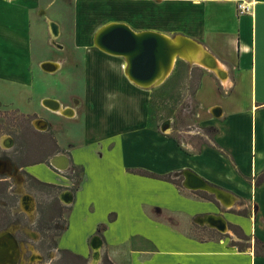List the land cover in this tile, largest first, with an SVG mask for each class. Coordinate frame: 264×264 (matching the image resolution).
Listing matches in <instances>:
<instances>
[{"label": "crops", "instance_id": "obj_1", "mask_svg": "<svg viewBox=\"0 0 264 264\" xmlns=\"http://www.w3.org/2000/svg\"><path fill=\"white\" fill-rule=\"evenodd\" d=\"M64 1L81 20L76 23L74 42L79 46L85 39L86 54L94 53L101 62L92 64L85 54L87 90L82 99L75 94L70 96L71 103L52 98L73 110L72 116L60 110L54 113L83 118L82 130L77 132L79 142L67 149L54 147L47 156L24 166L40 180V186L60 188L58 193L63 194L61 198L55 195L66 212L54 217V221L62 220L54 250L82 264L90 262L92 250L101 255L90 264H264V178L260 180L264 172V0H120L131 3L132 14L120 11L115 18L98 15L116 0ZM95 1L105 4L99 6ZM240 2L248 11L238 10ZM50 3L0 0L2 105L20 100L22 88L33 78L30 49L26 48L30 45L25 27L29 13L43 16L51 42L63 47L54 42L56 30L61 35L62 30L58 21L47 17L45 8ZM9 12L17 20L13 25L22 17V31L8 26ZM85 22V31H78ZM108 22H124L133 30H154L169 37L186 36L216 59L224 79L199 63L187 74L179 68L176 73L189 84L185 100L196 106L199 125L214 129L212 136L204 141L191 139L184 130L178 141L153 127L150 87L138 86L127 77L123 57L108 54L93 43L96 31ZM80 59L82 65L81 55ZM42 61L57 66L49 73L61 67L60 59L38 62ZM172 73L174 68L166 80ZM216 108L218 115L212 112ZM30 125L35 131L47 129L37 128L33 121ZM0 142L7 146L8 136ZM58 153L69 157L65 171L47 162ZM185 170L220 188L226 193L224 200L185 188ZM138 171L171 174L181 185ZM229 199L245 208L232 211ZM208 216L222 219L225 229L197 220ZM241 233L248 239L241 238Z\"/></svg>", "mask_w": 264, "mask_h": 264}, {"label": "rangeland", "instance_id": "obj_2", "mask_svg": "<svg viewBox=\"0 0 264 264\" xmlns=\"http://www.w3.org/2000/svg\"><path fill=\"white\" fill-rule=\"evenodd\" d=\"M94 3L99 6H104L105 4L98 1ZM130 5V2L120 0L108 2V5L105 6L107 10L101 12L98 17L106 15L108 18H115L120 14V11L128 15L132 14ZM45 11L47 17L55 19L60 24L62 35L60 30L57 29V36L54 42L59 43L64 48H57L55 44L52 43L53 41L51 42L46 19L38 15V12L33 11L29 13L25 22V27L27 28L26 35L29 37L30 45H27L26 48L30 49V64L33 78L30 85L22 88L19 97L20 100H14L16 103L14 102L8 106L0 103V139L7 135L11 137L13 144L14 139L17 141L20 140L19 145L22 151L28 153V155L31 156L29 157L31 160L42 158L44 152H49L54 149V147L67 149L69 144L71 145L79 142V140L77 141V136L79 134L77 132H80L83 127V118H80L79 115L71 118L51 112L43 106L42 99L46 97H56L64 103H71L72 100L70 96L72 94L82 99L87 90V81L84 74L87 59L85 58L86 50L83 49L85 39L79 41V46H77L73 40V36L76 32V23H80L81 20L77 19L75 9L69 7V4H66L64 0H51L50 5L45 8ZM21 20L22 17L19 16L18 26L13 25L17 20L16 18L14 19L13 12H9L8 26L10 28L22 31L24 25H22ZM86 26L87 22L80 26L78 31H85L83 28H86ZM95 30L96 28L91 33V36ZM16 51L25 53L24 48H18ZM70 53L72 57L69 59L70 56L68 57V55ZM8 55L10 58L15 56L11 49H9ZM80 55L84 60L82 65L79 64L81 61ZM86 55L90 57L89 62H92V64L101 62V59L94 53H92V55ZM44 58L60 59V69L52 73L43 70L38 61ZM180 60L182 59L177 58L174 61L170 70L171 73L174 68V73H172L168 80H166V78L170 73L161 83L150 87L152 93V106L150 111L151 124L158 130L170 134L178 141H180V134L184 130L189 132L188 134L192 137L191 139L196 137V139H202V141H204L206 136L210 137L213 135L214 129L211 126L199 125L196 106L190 99L185 100L186 97L189 96L187 90L189 84L186 86V84L183 83L184 79L177 75V68L181 70L184 69L185 74H187L190 67L192 68L190 71H192L196 68V65L191 62L189 63V61L187 62V60H182L181 64H179L178 62ZM9 61L12 63L11 59H9ZM194 72L196 75L200 74L198 70H194ZM194 80L197 81V78ZM190 86L192 87L193 85L190 83ZM23 96H28V98H22ZM75 101L77 100H73V102ZM16 107L18 108L16 109ZM63 112L64 111H62V114H64ZM79 112L81 113L82 109H80ZM33 116H35L34 119L42 118L48 122L49 126L46 131H35L33 129L30 125ZM165 121L169 122V127L166 128V130H162L161 127ZM18 130L23 131H21L20 134H15L14 131ZM10 151L11 149L8 152ZM24 180L25 177L15 182V188L22 186ZM178 182L181 185L180 179H178ZM33 187L31 191H26L27 194L24 196L28 198V206L30 205L33 212L30 217L26 215L23 218L26 222L25 227L20 230V240H18V245L20 247H17V255L14 259V264H82L80 259L66 256L65 253L55 251L54 249H52L50 255L47 256L45 255L46 245H38L39 241L42 240V234L48 235L55 231H61L62 220L59 219L54 221V217L59 213H61L63 217V213L66 212L64 208L66 207H64L65 205L62 206L59 199L55 197V195L58 196V198L63 196L62 192L58 193L60 188L38 185ZM1 189L2 184H0V191ZM45 194L47 196H45ZM50 200H54L52 205L49 204ZM38 203L42 206V214L38 213V206L35 208ZM20 205L23 207V204ZM228 205L232 211L237 212L245 208L242 207L239 201L235 203L229 201ZM250 206L249 204V207ZM248 210H250V208ZM45 228H49V231L46 232ZM14 231L13 229V232ZM100 255L99 253L97 255L96 252L92 250L89 258L90 262H87V264H90L93 260L99 259ZM95 262L96 261H94V263Z\"/></svg>", "mask_w": 264, "mask_h": 264}, {"label": "water", "instance_id": "obj_3", "mask_svg": "<svg viewBox=\"0 0 264 264\" xmlns=\"http://www.w3.org/2000/svg\"><path fill=\"white\" fill-rule=\"evenodd\" d=\"M176 39H178L177 42L174 41ZM93 43L97 48L108 54L123 57L127 77L141 87H151L161 83L170 73L174 61L177 58L183 59L180 54L188 48L203 49V56L198 65L212 70L219 78L224 79L226 76L224 70L217 65L216 59L200 44L186 36L169 37L154 30L136 31L124 22H108L96 31ZM40 67L50 72L55 71L57 68L51 61L42 62ZM42 104L52 111H58L61 108L59 101L52 98H43ZM63 111L66 116L73 115V110L69 107L64 108ZM215 111H218L217 108L213 109L212 112L214 115H218V112ZM33 124L41 130L47 128V123L43 119H35ZM168 127L169 122L165 121L161 128L166 130ZM8 138L9 144L7 145L12 146L13 141L10 136ZM49 163L56 170L65 171L69 168L70 160L66 154L58 153L49 160ZM182 175V185L185 188L202 190L220 198L219 195L222 190L208 183L200 175L191 170H185ZM197 220L201 223L206 222L219 230L225 229V223L220 218L208 216ZM98 241L95 244H98ZM16 244L11 235L8 236L6 232L0 233V264H6L7 262L12 264L14 262L9 256L14 254L11 250L16 248ZM16 255L15 252V257Z\"/></svg>", "mask_w": 264, "mask_h": 264}, {"label": "flooded vegetation", "instance_id": "obj_4", "mask_svg": "<svg viewBox=\"0 0 264 264\" xmlns=\"http://www.w3.org/2000/svg\"><path fill=\"white\" fill-rule=\"evenodd\" d=\"M53 112H58V111L54 110ZM34 118L35 116H33V119H31V121L35 120ZM38 119H42V118H38ZM21 131L23 130L14 131V133L20 134ZM19 141L14 139L15 145L13 144L11 147H9L8 145L6 146L4 143L0 144V184H2V189L0 191V233L4 231L8 233L9 236L10 234H12L11 236L15 239L17 243L16 248L11 250L12 252H14V254L9 256L10 259H12L13 261L15 259V252L17 253V247L18 248L20 247L18 245V240H20V234H21L20 230L25 227L26 221H24L23 218L26 215L30 217L33 212V209H31L30 205L28 206V198L24 196H26L25 194H27L26 191L29 192L32 190V188H34L33 186L35 185L40 186L39 185L40 180L37 179L34 175H32L30 172L26 171L24 168L26 164L35 163L37 160L36 159L31 160L29 158L31 156L28 155V153H26L25 151H22V148L19 145L20 144ZM8 149L9 150L11 149V151L8 152L9 151ZM47 153L48 151L44 152V155L47 156L48 155ZM47 162L50 166H52L49 163V159H47ZM22 175L25 177V180L23 181V185L19 186L18 188H15L16 187L15 182H18V180H22V178H24ZM45 196L47 195L45 194ZM21 199H22V203H21ZM49 202H50L49 204L52 205L54 203V200H50ZM20 204H23V207H21L22 205ZM37 206H38V213L42 214L43 211L40 203H38V205H36L35 208H37ZM13 229L15 230L14 232ZM45 229L46 232L49 231L48 230L49 228H45ZM57 235L58 232L56 231L48 235L42 234L41 236L42 240L39 241L38 245L39 246L46 245L45 255L49 256L51 250L56 248ZM8 263L9 262H7L6 264ZM12 264H14V262Z\"/></svg>", "mask_w": 264, "mask_h": 264}, {"label": "bare ground", "instance_id": "obj_5", "mask_svg": "<svg viewBox=\"0 0 264 264\" xmlns=\"http://www.w3.org/2000/svg\"><path fill=\"white\" fill-rule=\"evenodd\" d=\"M174 41L177 42L178 39H176ZM198 50H199V48L198 49L197 48H188L187 50H185V52H182L180 54V56L183 57V58H187V60L191 61V63H198L201 60V57L203 55V51H202L203 49H201L200 53H198ZM59 110L62 113V111L64 110V108L61 107ZM219 197L222 198V200H224V198L226 197V193H224V192L220 193ZM227 201H230V199L227 200ZM2 232H4V231H2Z\"/></svg>", "mask_w": 264, "mask_h": 264}, {"label": "trees", "instance_id": "obj_6", "mask_svg": "<svg viewBox=\"0 0 264 264\" xmlns=\"http://www.w3.org/2000/svg\"><path fill=\"white\" fill-rule=\"evenodd\" d=\"M140 174L142 175H146V176H150V177H154V178H160V179H164V180H169L174 182L175 184H178L177 180L171 177V174H164V175H160V174H156V173H152V172H148V171H138ZM264 178V172L263 174L260 176V180H262ZM207 195V194H204ZM206 197H210L209 195H207ZM241 238L244 239H248L246 235H244L243 233L240 234ZM238 248L241 249V245L238 244Z\"/></svg>", "mask_w": 264, "mask_h": 264}, {"label": "built area", "instance_id": "obj_7", "mask_svg": "<svg viewBox=\"0 0 264 264\" xmlns=\"http://www.w3.org/2000/svg\"><path fill=\"white\" fill-rule=\"evenodd\" d=\"M248 6L244 5L243 3H238V10L242 13V12H246L248 11Z\"/></svg>", "mask_w": 264, "mask_h": 264}]
</instances>
